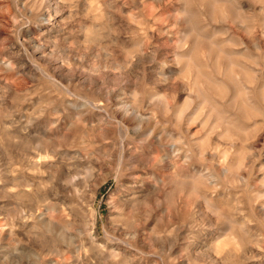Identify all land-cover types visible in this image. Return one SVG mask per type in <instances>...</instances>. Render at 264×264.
Segmentation results:
<instances>
[{
  "label": "rangeland",
  "instance_id": "374dc122",
  "mask_svg": "<svg viewBox=\"0 0 264 264\" xmlns=\"http://www.w3.org/2000/svg\"><path fill=\"white\" fill-rule=\"evenodd\" d=\"M0 264H264V0H0Z\"/></svg>",
  "mask_w": 264,
  "mask_h": 264
}]
</instances>
